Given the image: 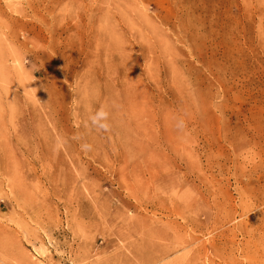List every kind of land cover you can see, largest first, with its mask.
I'll list each match as a JSON object with an SVG mask.
<instances>
[{
    "label": "rangeland",
    "instance_id": "1",
    "mask_svg": "<svg viewBox=\"0 0 264 264\" xmlns=\"http://www.w3.org/2000/svg\"><path fill=\"white\" fill-rule=\"evenodd\" d=\"M37 1L0 0V264H264V0Z\"/></svg>",
    "mask_w": 264,
    "mask_h": 264
},
{
    "label": "bare ground",
    "instance_id": "2",
    "mask_svg": "<svg viewBox=\"0 0 264 264\" xmlns=\"http://www.w3.org/2000/svg\"><path fill=\"white\" fill-rule=\"evenodd\" d=\"M40 1L41 0H38L37 3H40ZM75 1H78V0H75ZM58 2L59 1L54 0V1H52V3L50 5H47V7H50V6L52 7L53 5H55ZM42 3H43V0H42ZM73 3L76 4L77 2H73ZM120 5H124V6L126 5L127 6V4H126V2L124 0H113L112 7H97V6H95V8L91 9L90 13H91V16H93L94 18H96L98 16L100 17L101 14L102 15L105 14V16L108 19V16H110V12H114L113 8H119ZM51 7H50V9H51ZM63 12H64V14L65 13L69 14L70 13V5L69 6H65L64 9H63ZM127 12L130 13V10L127 9ZM111 90H112L111 88L108 89V91H111ZM108 108L111 111H114L115 107H114L113 103H110ZM109 128H110V130H114V127H112V126H109ZM16 186L19 188V184H17ZM158 237L165 238V235H159ZM155 249H156V247H155ZM160 249H161V252H163L162 247H160ZM161 252H159L158 254L161 255Z\"/></svg>",
    "mask_w": 264,
    "mask_h": 264
}]
</instances>
